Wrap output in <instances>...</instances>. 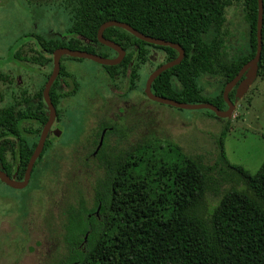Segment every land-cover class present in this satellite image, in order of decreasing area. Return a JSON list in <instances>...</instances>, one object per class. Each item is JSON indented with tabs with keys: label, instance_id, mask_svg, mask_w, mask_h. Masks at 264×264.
I'll use <instances>...</instances> for the list:
<instances>
[{
	"label": "trees",
	"instance_id": "1",
	"mask_svg": "<svg viewBox=\"0 0 264 264\" xmlns=\"http://www.w3.org/2000/svg\"><path fill=\"white\" fill-rule=\"evenodd\" d=\"M66 3L72 5L71 25L60 37L25 35L34 41L38 53L23 60L42 66L52 64V54L58 48L110 58L112 50L100 44L96 35L101 24L115 20L184 50L181 63L154 80V95L188 104L210 103L225 110L224 86L256 53L257 0H242L247 44L235 55L228 53L229 33L225 30L231 0ZM262 3V49L256 69L264 76V0ZM103 37L118 44L126 55L119 65L102 67L111 80L127 77L129 91L135 87L138 68L146 62L149 48L163 50L166 62L178 55L169 47L149 45L117 27L106 29ZM14 49H9L7 60L20 59L18 53L12 54ZM65 59L82 60L68 56L60 59V72L49 92L58 117L61 100L78 90L77 81L62 64ZM204 76L222 80L212 94H204L199 84ZM65 79L71 80L72 89L60 93V80ZM244 79L245 76L230 91L231 102H235L236 89ZM42 90L33 96L31 105L23 97L0 108V164L9 175L17 171L18 179L25 172L48 118ZM24 103L27 106L23 108ZM205 111L216 119L212 112ZM27 122L38 127L22 128ZM103 126L112 130L106 133L95 159H91L99 172L93 181L92 202L79 192L75 203L63 208L61 233L51 241L53 250L46 254L43 264H264V160L254 174L230 164L223 145L226 127L215 141L214 163L205 165L174 144L167 150L144 141L123 146L126 131L118 125L117 118L100 127ZM94 134L97 137L99 130ZM29 136L33 137L31 143L27 141ZM111 136L116 137L115 142ZM49 146L47 140L39 160ZM7 151L12 163L5 159ZM225 184L230 186L221 192ZM208 194L219 196L213 207H209Z\"/></svg>",
	"mask_w": 264,
	"mask_h": 264
},
{
	"label": "rangeland",
	"instance_id": "2",
	"mask_svg": "<svg viewBox=\"0 0 264 264\" xmlns=\"http://www.w3.org/2000/svg\"><path fill=\"white\" fill-rule=\"evenodd\" d=\"M66 1L0 0V108L23 97L32 100L44 87L52 64L40 66L18 61L21 65L17 66L5 61L11 47H15L12 54L18 53L20 58L38 53L34 41L25 35L60 37L72 23V5ZM247 28L242 0H231L225 23L229 55L246 49ZM114 55L112 51L110 56ZM165 62L163 50L149 48L146 62L138 68L135 87L129 91L127 77L111 80L103 67L93 61H63L65 70L77 81L78 90L62 99L58 106L59 121L51 129L57 127L59 137H49L50 146L37 160L26 189L14 190L0 183V264H43L46 254L53 250L51 241L61 233L63 208L75 203L79 192L92 202L93 181L99 172L95 162L84 161L91 149L96 118L101 114L117 118L118 125L126 131L123 146L144 141L167 150L174 144L185 155L200 158L205 165L214 163L215 141L226 127L223 145L227 160L250 174L256 173L264 160V76L257 70L247 72L236 89L231 117L215 119L205 110L178 109L147 99L145 82ZM221 81L204 76L199 84L204 94H212ZM65 82L68 86L62 81L58 92L72 89L71 80ZM37 127L31 122L22 124L25 129ZM32 138L29 136L27 141L31 143ZM115 139L111 137L112 142ZM9 155L6 154L8 160ZM229 186L223 185L221 192ZM207 200L209 207H213L219 196L208 194Z\"/></svg>",
	"mask_w": 264,
	"mask_h": 264
},
{
	"label": "water",
	"instance_id": "3",
	"mask_svg": "<svg viewBox=\"0 0 264 264\" xmlns=\"http://www.w3.org/2000/svg\"><path fill=\"white\" fill-rule=\"evenodd\" d=\"M262 25H263V3L262 0H257V23H256V53L255 56L248 61L246 64H244L241 69L238 71V73L235 75V77L230 80L226 85L224 86L223 92H222V97L223 100L226 104V109L225 110H220L214 105L210 103H196V104H188V103H182V102H177L172 99H168L165 97H160L156 96L152 93L151 91V85L154 82V80L159 77L163 72L166 70L177 66L181 63L185 56L184 50L179 46L178 44L165 41L162 39H155L146 35H143L142 33L138 32L131 26H129L126 23L118 22L115 20L111 21H106L103 24L100 25L97 31V40L100 44L110 48L112 51H114L117 56L115 58H103L101 56L87 53L85 51H78V50H70L68 48H58L56 49L53 54H52V72L50 76L48 77L43 91H42V96L43 100L46 104V107L48 109V118L44 126L42 127V130L40 132V136L38 139V142L34 148L33 153L30 156V159L27 163L26 170L24 172V178L22 182H17L12 178H9L4 172L0 171V181L3 182L5 185L8 187H11L13 189H23L26 187L28 184V181L30 179L33 167L35 165V162L39 158L46 139L47 135L49 133V130L56 118V110L55 107L53 106L50 96H49V91L54 83L56 77L59 74L60 71V59L63 56H68L70 58L74 59H85V60H90L93 61L99 65L102 66H116L119 65L124 57H125V51L116 43L113 41L107 40L103 37V32L111 27H117L120 29L125 30L126 32L130 33L132 36L136 37L137 39L149 44V45H154L158 47H169L175 51H177L178 55L177 57L169 62H166L159 67H157L147 78L144 86V94L152 102L158 103V104H163L167 106H171L174 108L178 109H185V110H208L214 114L216 118L219 119H229L235 109V105L231 100L229 99V93L230 91L235 88L241 81V79L247 75V72L251 70H257L256 65L259 62L260 56H261V49H262ZM243 82V81H242ZM54 135L58 137L60 135V131L56 130L54 131ZM102 145V138L96 148V152L99 150V148ZM98 213V209L96 211V214ZM87 236V235H86ZM86 236L84 238V241H86Z\"/></svg>",
	"mask_w": 264,
	"mask_h": 264
},
{
	"label": "flooded vegetation",
	"instance_id": "4",
	"mask_svg": "<svg viewBox=\"0 0 264 264\" xmlns=\"http://www.w3.org/2000/svg\"><path fill=\"white\" fill-rule=\"evenodd\" d=\"M42 35V34H41ZM21 46V45H20ZM114 52V51H113ZM125 55H126V53H125ZM117 56V54L115 53V55L114 56H110V58H115ZM26 57V56H25ZM23 58V57H22ZM22 58H20L19 60H7L6 59V61H5V63H14L15 65H17V66H20L21 65V63H19L18 61H26V62H29V61H27V60H23ZM31 63V62H30ZM166 63V62H165ZM2 64H4V62L2 63ZM32 64H35V63H32ZM164 64V63H163ZM38 65H40V64H38ZM47 65V64H46ZM40 66H42V65H40ZM45 66V65H44ZM102 66V65H101ZM52 72V71H51ZM60 72V71H59ZM51 74V73H50ZM59 75V74H58ZM50 76V75H49ZM48 76V77H49ZM58 77V76H57ZM57 77H56V79H57ZM48 79V78H47ZM55 79V80H56ZM47 81V80H46ZM64 82L65 83V81L64 80H60V83L61 82ZM46 83V82H45ZM60 83H59V86H60ZM66 84V83H65ZM45 85V84H44ZM53 85V84H52ZM59 86H58V88H59ZM44 88V87H43ZM43 91V90H42ZM50 92V91H49ZM25 96V95H24ZM43 97V96H42ZM33 99V98H32ZM29 100H31V99H29ZM44 101V100H43ZM30 102H34L33 100H31ZM45 103V102H44ZM28 104V103H27ZM26 103H24V105H27ZM46 105V104H45ZM48 110V109H47ZM55 110H56V108H55ZM59 112H60V110H59ZM120 115H122V113H120ZM121 119L122 118H120L119 117V120L121 121ZM111 120H114V119H112V118H107L106 117V114H101V115H99L97 118H96V121H95V131L96 130H99V134H98V136L97 137H95V132L93 133V137H92V140H91V142H90V147H91V151L90 152H88L87 153V155H86V157H85V161H88V160H91V159H95V157H96V155H97V153H98V151L96 152V154H94L95 153V151H96V148H97V146H98V144H99V142H100V140H101V138H102V145H103V143H104V139H105V135H106V133L108 132V131H111L112 130V127H109V126H103V127H100L101 126V124L102 123H107V122H109V121H111ZM59 121V117L57 116V112H56V118H55V120H54V122H58ZM54 122H53V124H54ZM53 124H52V126H53ZM51 126V127H52ZM56 128L57 127H55V128H53V129H51L50 128V130H49V133H48V135H47V139H46V141L47 140H50L49 139V137L50 136H53V137H56L55 135H54V131H56ZM42 130V129H41ZM59 131V130H58ZM40 136V135H39ZM59 137V136H58ZM112 137V136H111ZM39 139V138H38ZM38 142V141H37ZM46 143V142H45ZM102 145H101V147H102ZM45 146V145H44ZM100 147V148H101ZM99 148V149H100ZM43 151V150H42ZM10 154L9 155V157H10V159L8 160L7 159V156L5 155V159H6V161L7 162H9V163H12V156H11V153L9 152V151H7L6 152V154ZM42 153V152H41ZM41 155V154H40ZM40 157V156H39ZM39 159V158H38ZM37 159V160H38ZM37 162V161H36ZM35 162V163H36ZM34 168V167H33ZM16 170H18V168H16ZM26 170V169H25ZM0 171H2V172H4L9 178H12V179H14L15 181H17V182H22L23 181V178H24V173H23V176H22V178L21 179H18V173H17V171L16 172H12L10 175L9 174H7L4 170H3V167L1 166V164H0ZM33 171V170H32ZM32 174V173H31ZM30 180H31V176H30V179H29V181H28V184L26 185V187L29 185V183H30ZM0 183H2V184H4L3 182H1L0 181ZM5 185V184H4ZM7 186V185H6ZM8 187V186H7ZM26 187H24L23 189H26ZM11 188V187H10ZM13 189V188H12ZM14 190H22V189H14ZM2 200H9V199H2ZM8 202H10V201H8ZM11 203V202H10ZM0 247H1V245H0ZM14 252V248H13V251H12V253ZM16 253V252H15Z\"/></svg>",
	"mask_w": 264,
	"mask_h": 264
}]
</instances>
